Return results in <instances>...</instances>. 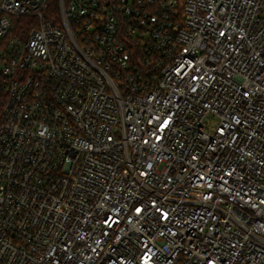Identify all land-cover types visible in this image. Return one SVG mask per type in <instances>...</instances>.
Segmentation results:
<instances>
[{"label": "built area", "instance_id": "obj_1", "mask_svg": "<svg viewBox=\"0 0 264 264\" xmlns=\"http://www.w3.org/2000/svg\"><path fill=\"white\" fill-rule=\"evenodd\" d=\"M58 1L0 0V264H264V0Z\"/></svg>", "mask_w": 264, "mask_h": 264}, {"label": "trees", "instance_id": "obj_2", "mask_svg": "<svg viewBox=\"0 0 264 264\" xmlns=\"http://www.w3.org/2000/svg\"><path fill=\"white\" fill-rule=\"evenodd\" d=\"M49 12L53 15H57V12H59V1L58 0H51V7H50V10ZM23 19V21L27 20V19H30L29 17H23L21 18ZM32 21V20H30Z\"/></svg>", "mask_w": 264, "mask_h": 264}, {"label": "rangeland", "instance_id": "obj_3", "mask_svg": "<svg viewBox=\"0 0 264 264\" xmlns=\"http://www.w3.org/2000/svg\"><path fill=\"white\" fill-rule=\"evenodd\" d=\"M208 122L210 123V125H209V126H212V125H213V123L215 122V120H214L213 118H210V119L208 120Z\"/></svg>", "mask_w": 264, "mask_h": 264}]
</instances>
